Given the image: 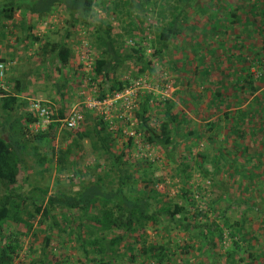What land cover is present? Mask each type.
I'll return each instance as SVG.
<instances>
[{"label": "rangeland", "instance_id": "374dc122", "mask_svg": "<svg viewBox=\"0 0 264 264\" xmlns=\"http://www.w3.org/2000/svg\"><path fill=\"white\" fill-rule=\"evenodd\" d=\"M5 1L7 0H0V6ZM95 1L92 21L97 25L111 22L114 35L125 36L120 41L126 47H142L147 58L152 60V66L144 73H140L139 66L131 63L124 65L119 71V79L128 83L127 88L136 89L135 95H125L117 103H109L101 108H89V104L99 101L102 83L101 79L91 81L98 55L94 29L77 24L69 30V14L65 8H57L44 17L33 15L31 20H27V16L23 21L5 20L0 9V60H4L7 67L4 87L8 93L19 94L23 100L24 105L17 112H29L31 100L48 101L58 117L61 110L65 113L64 118L73 110L82 111L83 115L90 111L95 117L109 122L110 131L115 133L117 140L112 151L121 154L125 150L128 154L125 162L129 161L134 166L133 171L144 160L152 163V167L146 164L144 167L150 173L148 177L157 184L155 189L163 195L164 202L184 205L188 200L183 195L184 190L194 194L196 206L208 213L209 223L215 221L222 229L223 241L215 239L214 259L202 253L200 243L194 244L190 252L184 254L179 246L190 240L189 234L179 229L168 234L163 229L164 222L159 225L149 223L143 234L146 244L169 242L170 252L177 254L174 256V264H226V258L230 255H234L235 264H238V260H243L240 264H264V75L260 78L264 74V49L261 36L254 32L259 24H263L264 19L252 17V3H259L260 8L264 9V0L219 2L222 8L226 7L225 4H232L243 10L245 7L250 9L252 14L248 16L251 20L254 18L253 26H248L250 36L245 34L244 24L238 20L229 27L231 25L222 9L219 15L226 31H222L224 35L219 34L220 24L212 27L215 23L213 15L216 13L212 3L216 0H195L192 8L186 7V13L189 19L187 23L196 30H184L160 58L154 56L156 48H160L157 30L162 26L157 3L148 6L147 12L138 13V18H134L133 22L127 15L128 8L124 10V16L117 17L118 20L114 19L115 15L103 10L102 0ZM103 1L106 3L108 0ZM241 12L239 15L242 20ZM129 23L134 25L132 27L139 26L138 29H133L132 35H127ZM217 36L225 47L215 41ZM236 37L241 39L239 38L237 48H233ZM34 38L38 40L35 41ZM196 42H199L198 45ZM56 43L66 44L71 50L70 63L66 69H61V64L53 56L47 55L45 47ZM211 46L216 48L215 53L218 55H213ZM86 49L90 50V56L89 60L84 61L82 53ZM233 52L247 55L249 62L246 67L251 68L250 73L254 74L255 91L245 82L243 84L247 90H233L235 79L232 71H238L244 65L242 62L234 64L227 60V55ZM202 56L208 61L215 59L219 64L218 67L212 64L211 75L207 78L203 75L204 72L199 71L202 68ZM18 80L23 82L21 89L16 84ZM217 88L221 89L224 98L231 99V106H227L229 101L222 103L218 98L211 100L212 95L208 92ZM234 93L239 95V99L233 100ZM146 96L151 97L146 117L150 118L152 126L159 128L163 122L165 106L162 102L175 104L173 113L181 115L177 130L174 129V140L179 143L176 163L171 161L161 147L147 144L138 133L139 122L135 113L141 111L140 102ZM236 102L239 103L238 106ZM2 117L0 111V120ZM89 126L87 120L82 125L83 128ZM42 128V125L39 129L37 125L31 126L33 139L38 132L43 131ZM202 129H209V132L200 136ZM69 132L71 130L60 124L56 140L41 143L34 141V145L40 146L41 153L46 155L48 162L42 167L37 157L27 158V170L19 177V183L24 186L26 193L39 188L47 189L49 194H56L58 184L65 186L63 183L68 184L75 172L80 170L81 176L84 175L83 178L88 182H97L100 176L105 185L114 187L117 184L114 173L106 175L110 163L108 157L96 151L88 140L61 166L58 152L67 148L69 140L65 135ZM188 132L192 133L190 139L187 138ZM130 137L135 139V143L129 149L126 146ZM201 154L205 159L201 158ZM201 159L208 175H204L198 167ZM182 161L189 165L190 169L186 173H182L178 167ZM71 163H74V168H71ZM97 164L102 165L97 168ZM142 175L141 171L134 173L136 179H140ZM74 179L75 184H78L79 181ZM137 189L149 190L146 183L141 181L137 182ZM76 190L78 188L74 189ZM197 207L192 208V212ZM99 210L100 207L92 212L96 214ZM54 214L59 225L51 229L48 228L49 221L41 223L40 217L29 220L31 228L11 222L4 225L0 244L4 243L3 238L8 234H16L20 239V251L14 264H30L35 260H43L49 264H99L92 261L99 259V256L93 250L86 256L78 239L70 236V227L65 225L73 216L77 218L80 212L57 209ZM200 220L206 222V219ZM78 223L76 219L72 223L73 227ZM49 235V246L45 248L44 242ZM235 243L239 249L235 248ZM142 245L135 238L128 237L113 256L115 261L112 260V264H154L140 256ZM108 246L109 238L105 242V247ZM132 253L136 255L134 262L129 259ZM106 261H109V257Z\"/></svg>", "mask_w": 264, "mask_h": 264}, {"label": "trees", "instance_id": "16d2710c", "mask_svg": "<svg viewBox=\"0 0 264 264\" xmlns=\"http://www.w3.org/2000/svg\"><path fill=\"white\" fill-rule=\"evenodd\" d=\"M194 1L108 0L105 3L102 0L101 5L103 10L107 11L110 15H115L116 18L114 19L124 16V10L128 8L127 15L131 18V21L133 19V22H135L134 18H138L136 17L138 13L147 12L148 6L152 5V3H157L162 26L157 30L160 48H156L154 56L160 58L168 51L172 41L181 36L184 30L189 28L196 30L187 23L189 19L186 13V7L187 9L192 8ZM216 1L212 3L214 12H216L213 15L215 23L212 27L215 28V26H219L220 24L219 28L221 30L219 34H225L222 32L226 31L225 26L221 20L222 17L219 15L222 9L231 25L229 27H232L235 20H238L244 24L243 29H245V34L250 36L251 32L248 26H253L254 24V18L251 20L248 16L252 14L250 9L245 7V12H241L244 11L243 8L232 4H225L226 7L224 8L223 6L222 8L219 6V2L222 1ZM175 2L176 4H174ZM225 2L227 3V1ZM252 4L254 8V15L252 17L256 18L259 16L261 19H264V9L260 8L259 3L256 4L254 2ZM95 6V0H7L0 6V9L5 20L23 21L25 20L26 13L44 17L52 14L57 8L63 7L69 14V30L73 29L77 24L93 28L98 55L94 64L91 81L94 82L95 79L102 80L98 100L103 102L108 96L113 97L127 89L128 83L119 79V71L124 65L135 64L137 67H140V73H144L152 66V60L147 58L148 56H146L142 47H126L124 42L120 41L125 36L114 35V26L111 22H105L106 24L102 23L100 25L93 22ZM255 9L258 10L256 11ZM239 12H241V15L243 14L242 20ZM169 15L170 17H168ZM262 22L263 24H259L254 29V32H257L261 36L262 49H264V21ZM132 26L134 25L129 23L127 35H132L135 27L139 28V26ZM239 38L236 37L233 48H237L239 45ZM34 40L37 41L38 38H34ZM215 41L220 46L225 47L224 42L218 36L215 38ZM198 43L196 42L197 45ZM45 48L48 49V54L61 64V69H66L69 66L71 50L66 44H48ZM215 50L216 48L211 46L213 55H218L215 53ZM227 57V60L234 62V64L240 62L244 64L238 71H232L235 79L233 90H247L248 88L243 84L245 82L249 86H252L251 89L255 91L254 74L250 73L251 68L246 67L249 62L247 55L245 54L244 56L241 53L237 54L233 52L227 55ZM205 60L207 61L205 62ZM0 62L5 64L4 60H0ZM212 64L216 65V67L219 66L215 59L208 61L205 56L200 58L202 68H199V71L201 73L204 72L203 75L206 78L211 75ZM263 75H260V78ZM22 83L19 80L17 81L16 84L19 89L23 86ZM208 93L212 95L211 100L218 98L222 103L229 101V103L227 102V106L232 105L229 97H223L224 95L220 88L214 91L211 89ZM234 96L233 100L239 99V95L234 93ZM150 98V96L143 98L140 102L141 111L135 113V118L139 122L138 133L147 144L161 147L168 154L171 161L176 163V149L179 143L174 140V129L175 131L177 130L181 115L178 112L173 113L175 104L169 101L162 102L161 104L165 106L163 122L159 128L152 126L150 118L146 117L148 107H150ZM23 105L24 102L19 94L12 95L6 91L4 86L0 87V111L3 114L2 120H0V235L2 234L4 225L9 222L18 225H28L31 228L29 220L32 221L36 217H40L41 223L49 221L48 228L51 229L59 225L54 212L57 209H65L67 211L80 212L77 218L73 216L65 225L70 227V236H75L78 239L80 248L86 256H89L92 250L99 256V259L92 260L93 262H99V264H112L115 261L113 260V256L117 253L119 246L130 236L135 238L136 242L143 243L140 256L145 260H151L154 264H174V256L177 254L170 252L169 242L165 244H146L145 237L143 236L144 228L149 223L159 225L163 222L164 228H162L168 234L175 229L189 234L190 240L184 241L183 245L179 246L184 254H188L194 244L200 243L199 249L202 253L210 255L211 259L216 257L214 253L216 248L215 239L223 241V231L215 221L209 223L207 219L208 213L196 206L194 194L184 190L183 195L188 199L184 205L164 202L163 195L155 189L157 184L152 182V179L148 177L150 173H148L147 167H144L145 164L152 167V163L144 160L139 168L135 170L136 172H143V175L140 179H136L134 176L135 171H133L134 166L129 161L125 162V158L128 155L127 152L124 150L121 154H116L112 151L117 140L114 136L115 133L110 131L109 122L104 120V118L95 117L90 111L84 113L85 119L76 129H69L71 132L65 135L66 139L69 140V144L65 150H59L58 161L61 166L64 165L75 150L81 149L82 143L88 140L96 151L108 157L110 163L106 175L114 173L117 184L114 187L105 185L100 176L97 182H88L83 178L84 175L81 176L80 170L75 172V175L69 180L68 184L63 183L65 186L58 184L59 189L56 194H49L47 189L42 190L39 188H34L32 191L26 193L24 186L19 183V177L20 174H24L27 170V158L30 156L37 157V161L42 167L48 162L46 155L41 153L39 145H34V141L41 143L43 141L56 140V133L60 127V123L56 121L63 119L65 113L61 110L59 117L56 114L53 115L52 117L55 122L50 125L48 131L38 132L33 139V133L30 129L32 125L39 122V119L33 117L29 112H17ZM238 105L239 103L236 102V106ZM51 109L53 108L51 107ZM239 113H242V111ZM86 120L89 121L90 126L83 128L82 125ZM208 132L209 129H202L200 136H204ZM191 136L192 133L188 132L187 138L190 139ZM134 143L135 139L130 137L126 147L130 149L134 146ZM201 158L205 159V156L202 155ZM200 161L198 163L200 166L198 165V167L202 169L204 175H208V171L203 167L202 159ZM101 165L97 164V168L101 167ZM72 167L74 168V163H71ZM178 167H180L182 173H186L190 169L189 165L183 161ZM74 178L79 181L78 184H75ZM138 181L146 183V187L149 190H138ZM62 187H67L68 189L65 190ZM76 188L78 190L74 191ZM98 207H100L99 212L93 214L92 211ZM195 207L197 208L192 212V208L194 209ZM201 218L206 219V222L200 220ZM76 219H78L79 223L74 228L72 223L76 222ZM232 229L235 231L234 227ZM117 232H124V234H117ZM108 238L109 246L106 248L105 242ZM50 239L49 235L44 242L45 248L49 246ZM3 241L4 243L0 244V264H14V260L20 251L19 236L8 234L3 238ZM89 247L91 248L88 249ZM235 248L239 249L237 243H235ZM108 257L109 261L105 262V259ZM116 257L118 258V256ZM121 257L123 258L124 255H121ZM129 259L134 262L136 255L132 253ZM226 259V264H235L236 262L234 255L227 256ZM241 261L243 260H238V264ZM30 264L49 263L43 260H35Z\"/></svg>", "mask_w": 264, "mask_h": 264}, {"label": "built area", "instance_id": "2783aa9c", "mask_svg": "<svg viewBox=\"0 0 264 264\" xmlns=\"http://www.w3.org/2000/svg\"><path fill=\"white\" fill-rule=\"evenodd\" d=\"M87 48V47H86ZM87 51L83 54L82 53V59L84 61L89 60V49H86ZM7 67L4 63L0 62V87L4 86V80L6 77ZM135 91L133 88H127L125 91L116 94L114 97L116 99L112 100L108 97L105 101H97L89 104V108H101L104 105L111 104V103H117L122 97L125 95L133 96L135 95ZM52 106H50L47 102L39 101V100H31L29 104V113L39 119V122H37L35 125H37V128L39 129L41 125L43 126L42 130L49 129L50 125L55 122L53 119V115H55V109H51ZM53 108V107H52ZM84 121V115L82 111L73 110L66 118L58 119L56 122L60 123L62 126H64L67 129H76L81 122Z\"/></svg>", "mask_w": 264, "mask_h": 264}, {"label": "crops", "instance_id": "0c3cea01", "mask_svg": "<svg viewBox=\"0 0 264 264\" xmlns=\"http://www.w3.org/2000/svg\"><path fill=\"white\" fill-rule=\"evenodd\" d=\"M34 14H31V13H27L26 15H25V19H27V16H29L28 17V19L27 20H31V16H33ZM35 16V15H34ZM37 16V15H36ZM48 50V49H47ZM47 55H49L50 57H51V55L50 54H47ZM6 64V63H5ZM46 102H48V101H46Z\"/></svg>", "mask_w": 264, "mask_h": 264}]
</instances>
